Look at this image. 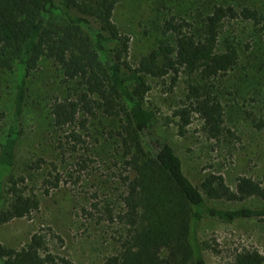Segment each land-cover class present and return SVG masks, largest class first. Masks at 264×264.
Masks as SVG:
<instances>
[{"label": "trees", "instance_id": "16d2710c", "mask_svg": "<svg viewBox=\"0 0 264 264\" xmlns=\"http://www.w3.org/2000/svg\"><path fill=\"white\" fill-rule=\"evenodd\" d=\"M119 0H0V69L14 78L13 111L7 122L0 114V226L36 212L40 199L27 192L25 179L15 173L22 137V116L28 78L42 58L60 72L63 96L50 100L52 129L60 134L58 149L75 151L83 143L78 127L90 118L122 117L120 140L124 172L119 179L122 208H107L105 220L116 222L125 235L116 254L101 264H206L199 241V225L206 218L224 223L264 219V185L240 176L232 189L221 174L209 173L194 186L184 176L170 144L156 132L145 108L150 91L147 77L172 75L175 84L182 70L197 75L187 86V104L177 111L178 134L183 136L197 115L209 139H218L223 108L210 80L225 76L237 65L238 52L228 40L219 47L225 20L259 23L258 9L218 5L194 27L170 17L162 32L173 43H159L135 66L127 61L129 38L113 22ZM264 8V0H261ZM59 179L47 181L56 188ZM253 200L256 206L217 207L210 201L233 204ZM0 264H73L52 254L42 235L17 249L0 243ZM234 264H264V255L243 250Z\"/></svg>", "mask_w": 264, "mask_h": 264}, {"label": "rangeland", "instance_id": "374dc122", "mask_svg": "<svg viewBox=\"0 0 264 264\" xmlns=\"http://www.w3.org/2000/svg\"><path fill=\"white\" fill-rule=\"evenodd\" d=\"M231 5L258 9L259 23L251 20H225L219 47L228 40L238 52L237 65L225 76L210 80L223 108V124L218 139H209L197 115L191 117L183 136L178 134L175 111L187 104V86L199 82L197 75L182 70L175 84L172 75L147 77L150 91L145 108L156 123L159 137L170 144L184 176L194 186L204 175L221 174L234 189L238 177L247 176L264 185V8L261 0H119L113 22L129 38L127 61L139 59L159 43H173L174 36L163 33V22L182 19L193 28L214 6ZM60 72L42 58L28 78V92L22 116V137L17 149L15 173L25 179L27 192L40 199V207L29 216L0 226V243L21 248L33 234L42 235L48 250L73 264H101L117 253L125 229L105 220L107 208H122L119 175L124 172L122 148L116 135L122 117L90 118L85 129L77 128L83 143L75 151L58 149L60 134L50 123V100L62 97ZM14 78L0 69V114L4 125L13 111ZM58 177L56 188L47 181ZM217 207L256 206L244 203L210 201ZM206 264H234L243 250L264 255V219L224 223L206 218L198 229Z\"/></svg>", "mask_w": 264, "mask_h": 264}]
</instances>
